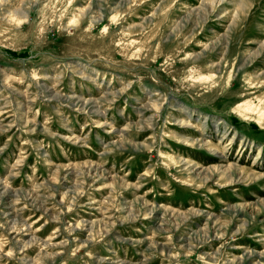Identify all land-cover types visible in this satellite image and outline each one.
Listing matches in <instances>:
<instances>
[{
    "label": "rangeland",
    "instance_id": "1",
    "mask_svg": "<svg viewBox=\"0 0 264 264\" xmlns=\"http://www.w3.org/2000/svg\"><path fill=\"white\" fill-rule=\"evenodd\" d=\"M0 264H264V0H0Z\"/></svg>",
    "mask_w": 264,
    "mask_h": 264
}]
</instances>
